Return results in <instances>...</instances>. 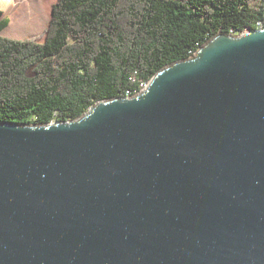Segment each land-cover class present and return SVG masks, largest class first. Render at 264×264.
I'll return each instance as SVG.
<instances>
[{"label": "water", "instance_id": "95a60500", "mask_svg": "<svg viewBox=\"0 0 264 264\" xmlns=\"http://www.w3.org/2000/svg\"><path fill=\"white\" fill-rule=\"evenodd\" d=\"M0 264H264V29L78 121L0 124Z\"/></svg>", "mask_w": 264, "mask_h": 264}, {"label": "trees", "instance_id": "16d2710c", "mask_svg": "<svg viewBox=\"0 0 264 264\" xmlns=\"http://www.w3.org/2000/svg\"><path fill=\"white\" fill-rule=\"evenodd\" d=\"M0 124L75 122L100 102L136 97L217 36L264 27V0H58L45 41L1 36Z\"/></svg>", "mask_w": 264, "mask_h": 264}, {"label": "rangeland", "instance_id": "374dc122", "mask_svg": "<svg viewBox=\"0 0 264 264\" xmlns=\"http://www.w3.org/2000/svg\"><path fill=\"white\" fill-rule=\"evenodd\" d=\"M58 0H0V11L10 15L11 24L1 36L13 40L45 41L52 8Z\"/></svg>", "mask_w": 264, "mask_h": 264}, {"label": "built area", "instance_id": "2783aa9c", "mask_svg": "<svg viewBox=\"0 0 264 264\" xmlns=\"http://www.w3.org/2000/svg\"><path fill=\"white\" fill-rule=\"evenodd\" d=\"M261 29H264V27L262 26V24H260V27H259V29H257V30H261ZM248 30H250V29H248ZM248 30H247V31H248ZM247 31H246V32H247ZM244 33H245V32H244ZM149 84H150V83H149ZM149 84H148V83H145V84L142 85V92L149 88ZM142 92H141V93H142ZM127 98H130V97H127Z\"/></svg>", "mask_w": 264, "mask_h": 264}, {"label": "crops", "instance_id": "0c3cea01", "mask_svg": "<svg viewBox=\"0 0 264 264\" xmlns=\"http://www.w3.org/2000/svg\"><path fill=\"white\" fill-rule=\"evenodd\" d=\"M4 17H7L11 20L10 15L4 12Z\"/></svg>", "mask_w": 264, "mask_h": 264}]
</instances>
